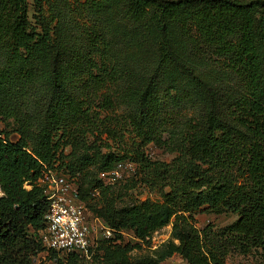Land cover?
Segmentation results:
<instances>
[{"label": "trees", "instance_id": "1", "mask_svg": "<svg viewBox=\"0 0 264 264\" xmlns=\"http://www.w3.org/2000/svg\"><path fill=\"white\" fill-rule=\"evenodd\" d=\"M31 1L0 0V122L19 135L0 133V264H35L45 251L40 179L64 166L81 201L100 190L101 206L89 207L116 231L91 261L48 251L57 264L264 253V0ZM125 131L135 141L121 153L108 141ZM152 142L176 157L150 159ZM126 160L161 201L117 205L99 174ZM202 211L238 220L200 230ZM170 223L171 238L148 254L122 243L123 231L148 243Z\"/></svg>", "mask_w": 264, "mask_h": 264}, {"label": "rangeland", "instance_id": "2", "mask_svg": "<svg viewBox=\"0 0 264 264\" xmlns=\"http://www.w3.org/2000/svg\"><path fill=\"white\" fill-rule=\"evenodd\" d=\"M31 3L32 1L29 0ZM85 2L86 0H81ZM30 16H33V9L30 11ZM122 113L121 110H105L101 112V118L103 119L107 115L118 116ZM114 127V126H112ZM13 125L8 123L0 122V133L4 131V133H10V138L13 141L18 140L19 135L15 132H12L11 129ZM106 136H103L105 138ZM163 139L168 137V133L164 132L162 135ZM119 139H111L108 142L112 145L113 149H117L119 152L124 153L127 149L131 147L134 143L135 138L133 133H129L125 131V137L123 140ZM146 153L150 157V159L154 161H164L171 162L177 155L176 151H172L171 148L162 144L158 145L157 143H150L146 147ZM69 160L66 159V162ZM67 167L64 166L63 170H53V174L56 178H65L69 180L71 186L74 189L75 194L78 191V186L80 185V179L77 180V177H70L68 172H64ZM94 170V169H93ZM96 171V170H94ZM105 176H101L102 173L99 174V178L103 180L105 185H110V192L113 193V196L117 199V205L123 206L130 202L138 201V200H146L150 199L152 201H161L162 198L158 191L152 190L143 184L140 181V176L137 174L138 170L136 165L129 160L121 162L117 164L112 170L105 172ZM41 184V183H40ZM87 186V185H85ZM27 188H30L28 184H26ZM88 193L92 194L85 201H81L78 197V200L83 202L86 206V212L88 217L94 219L95 216H99L96 212L92 211L89 205H93L94 207L99 208L101 206V196L102 193L100 190H94L93 193L91 190H88ZM1 194V191H0ZM100 217V216H99ZM238 220V215L232 213H210L207 211H202L195 216V226L203 230L207 227H210L213 231L222 229L226 226H229ZM173 224L163 227L162 229L156 231L152 234L148 243H142L137 238L132 231H126L123 235V244H132V245H141L140 249H135L132 252L133 256L145 255L150 251L157 249L163 243L168 241L171 238ZM48 251L40 253L35 260V264L43 263V264H57L56 260L48 258ZM59 257L62 255L59 254ZM226 264H264V253L261 250L252 251L248 255H243L238 252L231 251L227 253L225 258ZM163 264H188L181 256L174 255L173 257L167 259Z\"/></svg>", "mask_w": 264, "mask_h": 264}, {"label": "built area", "instance_id": "3", "mask_svg": "<svg viewBox=\"0 0 264 264\" xmlns=\"http://www.w3.org/2000/svg\"><path fill=\"white\" fill-rule=\"evenodd\" d=\"M105 175V172L101 174ZM40 183L47 187L50 206L45 229L40 232L43 247L62 256L75 253L91 261L100 244L113 239L116 230L99 216L88 217L85 204L78 200L69 180L56 178L53 170L45 172Z\"/></svg>", "mask_w": 264, "mask_h": 264}]
</instances>
